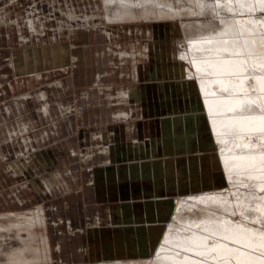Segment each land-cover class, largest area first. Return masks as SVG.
<instances>
[{
  "label": "bare ground",
  "instance_id": "obj_1",
  "mask_svg": "<svg viewBox=\"0 0 264 264\" xmlns=\"http://www.w3.org/2000/svg\"><path fill=\"white\" fill-rule=\"evenodd\" d=\"M95 1L102 10L97 0ZM104 1L108 16L107 13L102 15L110 21L123 22L138 18L151 20L154 17L167 19L212 12L220 17L222 27L217 32L200 34H192V30H189V48L173 54V57H166L158 44L150 42L128 41L126 47L122 44L101 46L97 51V58L104 62L107 59L106 64L110 65L106 75L113 81L105 83L103 78L106 75L96 72L92 80L97 87H90L82 92L83 106L76 99L72 104L60 100L56 106L48 107L46 102L50 95L46 87H39L35 99L42 104L41 109L46 117L58 115L59 118L67 119L71 116L68 114L74 112L76 116H80L86 105L99 99L106 104L102 112L106 116L102 121L108 122L88 128L87 131L79 128V148L74 140L67 139L61 144L56 143L55 147H41L35 135H20L29 127L25 121H19L12 125L13 128L6 129L2 137L10 144L4 152L0 147V156L8 162L7 171L19 183L17 190L24 193L32 190V201H39L52 193L53 189L59 191L63 182L58 165L78 155L82 163L81 170L70 165L63 167L69 180L74 182L77 176L80 178L84 175L87 177L86 187L94 195L98 193V196L120 199L130 206L110 205L104 210L105 216L95 214L93 223L84 228L70 214L73 208L67 199V218L57 214L54 223L51 222V217H48L49 222L46 223V219L41 217L43 212V215H39V211L43 210V204H40L26 212L12 210L4 213L10 219H29L14 221L10 226L24 227L37 238V228L53 223L61 232V238L53 242V250L55 255L56 251L60 255L58 263L63 264H85L82 261H65L62 257L65 235L73 238L79 232L88 235L89 245L76 247L71 243V251L78 249L90 254L92 264H193L196 259L206 260L207 264H223L222 260L215 259L217 253L213 251V245L218 243H226L230 248H240L241 252L248 254L253 264H264V247L261 246L264 245V191L261 190L264 188V162L259 159V154L264 153V143H261L264 135L240 130L241 123L257 125L259 121L239 119L264 115V91L260 90L255 79L246 78L255 75L264 77V67L255 71L252 68L253 65H264V4L257 3L256 0H232L231 3L228 0H194V8L185 12L174 7L169 0ZM9 2L12 5L18 3L16 0ZM1 4H6V1L0 0ZM75 7L74 4L70 5L68 11L66 4L59 7L63 19L58 22L55 31L48 29L51 18L47 15L44 17L46 20H43L38 12H33V19L20 20L7 18L1 14L6 7L0 8V29L8 27L10 32L6 33V37L14 36V42L21 47L14 51L13 65L9 64L16 74L10 85L17 84L19 88H23L25 84L27 86V80L45 81L67 73L71 68L75 70L79 62H83V58L71 54L72 45L67 44L68 40L58 43L61 38L68 37L70 40L71 35L76 38L79 33L91 30L103 34L107 41L120 38L121 33L118 35L114 29L110 30L108 25L101 23L103 19L100 12L95 15L87 12L82 19L87 26L82 25L77 30L70 29V19L72 24L80 20ZM93 18H99L100 26L91 25ZM192 24L188 23L189 29L194 28ZM184 27L186 28L185 25ZM118 28L117 30H123L126 34L129 32L133 35L136 32L144 37L152 33V27L147 30L139 26ZM153 31L156 36L160 33L168 38H178L181 34L180 25L176 21L165 22L160 28L154 27ZM47 37V41L53 42L41 45V38L46 40ZM174 43L177 44L178 41ZM151 50L156 62L152 61L150 64L146 57ZM128 59L133 61L132 66L125 65ZM224 60L231 61L230 67L237 71V76H227L219 71ZM119 69L120 84L115 82L119 80L116 78ZM154 80L158 83L155 90H160L166 96L165 99L161 98L164 117L150 118L146 122L148 126L142 129L143 122L135 124L133 119L155 113L154 102L147 101L152 96L150 82ZM124 81H129L130 84L125 85ZM71 84L69 78L55 82L60 94L68 90ZM223 87H228L229 91L224 92ZM5 91L6 87L2 86L0 95ZM13 101L16 105L21 99ZM237 101L241 102L242 107L237 106ZM119 102L125 103L122 104L125 106L116 105ZM4 110L5 114L11 115L14 112L13 104L10 106L6 103ZM109 120L113 122L110 123ZM146 130L151 135L133 136L135 131L143 133ZM43 134L49 136V131L45 130ZM125 134L128 135L127 138L122 137ZM245 144L248 147H244ZM248 154L257 155L255 165L249 166L246 162L235 159ZM44 169H50L51 172H47L41 179L36 173ZM217 181L238 186L232 194H211ZM17 201L22 204L25 200L18 196ZM77 204L81 207L79 201ZM130 209L134 211V215L128 218L126 214ZM26 213L31 215L27 216ZM238 213L239 218L235 217ZM7 223L5 221L4 224ZM64 226L68 227L69 233L65 232ZM1 227L4 226L1 224ZM14 231L17 232L16 229ZM224 236L238 237L248 242V246L241 247L222 240ZM27 237L24 239L28 241ZM193 237L201 246H206L205 256L196 257L192 251L182 250L181 246L189 243ZM14 248L16 249L8 254L11 256L10 260L14 261L8 263L9 260L7 262L6 259V263H43L26 257L27 250L22 247ZM94 253L97 257L93 256ZM233 255L238 256L239 253ZM184 257L188 259L185 260Z\"/></svg>",
  "mask_w": 264,
  "mask_h": 264
},
{
  "label": "rangeland",
  "instance_id": "obj_2",
  "mask_svg": "<svg viewBox=\"0 0 264 264\" xmlns=\"http://www.w3.org/2000/svg\"><path fill=\"white\" fill-rule=\"evenodd\" d=\"M5 1H6V4L0 5V8L6 7V9L1 12L2 15H4V16L6 15L7 18H18L20 20H22V18H28L31 20L34 17L33 12H38L43 20H46L44 18L45 15H47L48 17L51 18V21L48 23L49 24L48 29H50L51 31L57 30L58 22L61 19H63V17H62L63 15H62L59 7L66 4L67 11H68V7L70 5L74 4V5H76L75 8L78 11V15L80 16L78 18L80 20L78 22H75L74 24H72V19H70L71 20V26H70L71 28L70 29H76V28L80 29L84 25L87 26V24H85L82 21V19L86 16L85 14L87 12H89V14H92V15H95L96 13L100 12L101 17L103 19V21L102 22L100 21V22L103 25H108V28H110V30L114 29V31L118 35L121 33L120 38L117 39L116 41L115 40L114 41H107L106 38L104 41H102L101 39H102L103 34H101L100 32H98V34H97L93 30L88 31V32L79 33V36L76 38H75V35H73V37L71 35L70 40L68 37L67 38H61L60 40H58V43H62L64 41L66 42L68 40L72 45L71 54H76V55H79L80 57L83 58V62L82 63L79 62L78 66L76 67L74 83L72 84L73 89L81 90V91L82 90L85 91L86 89H89L90 87L96 89L97 85L93 83V80L91 79V75H90L93 72H95V71L98 72V70H100L101 72H103V74L106 75L107 65L109 66L110 64L103 65L105 62L103 60H100L97 58L98 57L97 51L100 49L101 46H108L110 44H122L123 47L124 46L126 47V46H128V44H127L128 41L129 42L134 41L136 43L137 42H139V43L150 42V44H158L160 46V48L162 49V51L166 54V57L167 56L173 57L172 56L173 54L178 53L180 51L181 52L187 51V49L189 48L188 47L189 46V42H188L189 39L188 38H189V35L191 34L190 33L191 31H189V30H192V34L197 33V32H199V34H200V33H206V32H211V31L217 32L222 27V23H220V21H219L220 17L215 16V14L212 12H206V13L202 12V13H199V15H187V14H185L182 17L167 18V19H159L157 17H154L151 20H147V19L138 18L136 20L131 19V20L121 22V21H117V20L116 21H113V20L110 21L108 19V17H106V16H108V12L106 10V7H104L106 5L104 0H97V3L101 7L102 10H100L97 7L95 0H60V1H57V0H16L18 3L13 4V5H12V2H9V0H5ZM169 1L172 2V5L174 7H176L177 9H179L181 11H185V12H188V9L191 8L192 6H194L192 4L195 2L194 0H169ZM210 1L211 2H213V1L217 2V0H213V1L210 0ZM59 2H61L63 5H61ZM133 2H136V0H133ZM28 7H30V8H28ZM35 7H38V8H35ZM41 7H46V8L50 7V8L44 10ZM134 7H136V6H134ZM192 8H194V7H192ZM106 13H107V15H106ZM102 14H104L106 16H103ZM2 15L0 17H2ZM216 15H218V14H216ZM98 21H99V18H93V22L91 23V25L93 24V25H97V26L99 25L100 26ZM173 21L178 22L180 25V28H181V34L178 38L177 37H169V38L164 37V36H161L160 33L157 36L154 35L155 34L153 31L154 27L160 28V26L163 23L173 22ZM197 21L199 22V25H197ZM188 23H193L192 25L194 28L191 27L189 29ZM109 25H112V26H109ZM184 25L186 26V28L184 27ZM119 26L120 27L125 26L126 29H128L129 26H139L140 28H144L146 30L148 28L152 27V33L148 37H144L143 34L136 33V32L133 35H131V33H129V32H128V34H126V33H124L123 30H121V31L117 30V29H119L118 28ZM89 32H92V34L93 33L96 34V35H94V34L93 35L95 37H97L96 39H97L98 44L95 43V45H92V41L94 40L95 37L92 36V34H90ZM71 38H72V40H71ZM5 39L6 38H3L2 36L0 37V81H3L5 79V77L2 75L5 72L9 74L8 79L14 78V72H12V69L8 66L9 60L7 58L10 57V55H12V52L14 49H17L18 47L20 48L19 44H14V42L9 43V41L7 39L6 40ZM15 40L18 41L17 38ZM175 41H178V43L177 44L174 43ZM41 42H42L41 45L44 44V41H41ZM73 44L75 45L74 47H73ZM22 46H24V45H22ZM29 46L35 47L37 45H29ZM146 58H148V60H150V64L152 61L156 62V58H155L154 52L152 50L150 51L149 56ZM128 60H127V63H125V65L126 66H129V65L132 66L133 61L132 60L128 61ZM148 60L146 59L145 61H148ZM91 61H93V63L95 62V64L91 63V64H88V66H87V63L91 62ZM96 61H97V63H96ZM86 66H87V68H86ZM88 68H90V69H88ZM85 69L87 70V72L85 73L87 81L85 80V77L83 78V75H82V74H84L83 71L85 72ZM119 72H120V69L118 70V76H116V78H119L118 81H115L117 83L121 82V77L119 76ZM72 73H74V68L69 69V71L67 73H62V74L58 75L57 77L61 78V79L70 78L73 76ZM116 75H117V73H116ZM57 77H55V76L50 77L51 78V79L49 78L50 81H47V82L45 81L44 84L37 85L36 87H33V88L38 89L39 87L47 86V84L49 82H53L55 80V78H57ZM105 82L108 83L109 81L105 80ZM124 84L128 85L130 83H129V81H124ZM133 84H135V83H133ZM150 84L152 85L151 90H153L152 91L153 93H152V96H150L147 101L154 102V106L156 109L155 113H151L152 115L151 114L150 115L144 114V115H141L140 118H134L133 119L135 121V124L141 123V122H143L145 124V125L141 124L142 129H144L148 126V124H146V122H148V120L150 118H162V117H164L163 116L164 115L163 109H161L162 108V102H163V100L161 98L165 99L166 96L160 90H155V85L158 84L157 81L154 80L153 82H150ZM79 96L81 98L82 94L80 93ZM4 99H0V132L2 129V124H6L4 117L10 119L9 123L7 124L9 126H12L13 123L16 124L15 122H16L17 118H20L21 120H28L29 118H32L33 119L32 121L38 120V122H39L40 117L38 115H36L38 113V111H36V113L29 111V113H27L26 108L21 107L20 112L18 113V111H17L18 107L16 109V105H14L13 100L12 99H10V100L5 99L4 100ZM81 100H82V98H81ZM6 103H8L10 106H11V103L13 104V108H14L13 111L14 112H12L10 116L8 114H5L4 107H5ZM96 104H98L101 107V111L103 112V108L106 106V104L101 102L99 99H95L91 104L86 105L85 108L89 109L90 107H94V105H96ZM122 104H125V103L119 102L116 105L121 106V107L125 106ZM80 106H83V105L81 104ZM113 106H115V104H113ZM27 108L30 109L31 107L28 106ZM95 108H96V106H95ZM109 111H111V110H109ZM83 115H84V112H82V114L80 116H76V112H74L70 116V120L67 121V119H66L64 121H60V124H59V130L61 129L59 135H61L62 132H65L66 130H69V129L71 131H73L75 128L76 136L72 137V138L69 137L68 139L74 140L77 148L80 147V143H79V139H78L79 138V135H78L79 128L80 129H88V128L97 127V125H99V123H97L96 125L95 124L87 125L84 123H80V126L78 128L77 127L78 125L76 124V120H78L79 117H82ZM38 122H37V124H39ZM107 122H105V124ZM109 122L112 123L113 120H111ZM65 124H67V126H65ZM74 124H76V127ZM39 127H40V125H39ZM137 127H140V125L137 124ZM139 134L141 136H148V135H151V132L146 130L143 133H138L137 136H140ZM133 136H135V134H133ZM137 136H135V137H137ZM64 139H66V137H63L60 139L59 138L51 139V141L49 143L53 144V147H55L56 143L61 144V142ZM47 143H48L47 141H46V143L44 142V144H47ZM46 146H48V145H46ZM88 146L89 145H87V147ZM84 147L86 148V146H84ZM47 148H51V147H47ZM4 150L5 149L3 147H1V151L4 152ZM189 152H191V151H189ZM179 156H181V155H177V157H179ZM6 162L7 161L3 160L2 157L0 156V204H1L0 205V247H3V248H1L2 250L0 249V263L1 264H8V263H10V261L11 262L14 261L13 259L10 260L11 256L9 257V255H8L9 253L12 252L13 249H16L14 247H17V248L22 247V249H24L25 251L27 250L26 252L24 251L26 254L25 255L26 257H28L30 259H34L35 261H38L40 263H42V261H43L42 264H50V263H52V264H63V263H58L57 259H60V255H58L57 251H56V255H55L54 250H53V242H55V241L57 242L61 238V234H60L61 232L59 231V228L55 227L53 223H54V220H57L56 217H58V216H64L67 218V216L69 214V211H67L68 209L66 207V205H67L66 200L67 199L69 200L70 203H72L73 210L70 211V214L73 215L75 217L76 222L79 225H82L84 228L88 227L90 224L93 223L95 214L100 213L102 216L103 215L105 216L104 210L110 205H113V206L125 205L124 207L130 206V204H128L126 201H122L120 199L108 198V197H104V195L98 196L97 195L98 193L96 191L95 192L97 194L94 195L93 192H91V189L89 187L88 188L86 187L87 177H85L84 175L81 176L80 178H79V176H77L78 179L76 177L74 179V182L72 180H69L70 178H68V176L65 174L63 167H64V165L65 166L70 165L72 167H77L81 170L82 169V163H81L80 157L78 155L75 157H72L71 159H69L65 162H61L60 163L61 165H58L57 168H59V174L61 175V179L63 182L62 184H60V186H61L60 190L57 191V190L53 189L52 193H49L46 197L40 199L39 201L38 200H36V201L30 200L34 194V192L32 190H30V189H29V191L26 190L27 194L24 193V191H22V190H17V188H16L17 185H15V183L13 182L14 181V179L12 178L13 176H11L10 173L6 169V164H7ZM84 168H86V167L84 166ZM47 172L50 173L51 170L50 169H44V171L38 170L36 174H37V176L40 175L39 178L43 179V177L46 176ZM217 182L218 183L215 184V188L211 189V191H213V192H211V194H214V193L215 194H223V195L224 194H232L235 187L238 186V185L233 186L231 184L225 185L223 182H220V181H217ZM18 196L21 199L25 200L24 203L20 204V202L17 201ZM78 201H79L81 207H79V204H77ZM40 204H43V210L39 211L40 212L39 215L41 216L44 214L41 217L43 219L44 218L46 219V221H45L46 223L49 222L48 217L49 218L51 217V222L53 221V223L50 226L48 224H46V225H41V227L37 228V231L39 232V233H37V235L39 237L36 235L37 238H34L35 235H31L30 232L24 227L21 228L18 226H10V223H12L14 221L29 220L28 217L26 219L24 217H23L24 219L21 217L22 220L21 219L19 220V217L18 218L14 217V218L10 219V218H8V216H4V213H7L9 211L13 210L16 212H26V210L31 209L37 205H40ZM49 206H51V207L48 208ZM52 207L56 208L57 211L54 210ZM41 212H43V214ZM26 214H27V216L31 215V213H26ZM28 214H30V215H28ZM57 214H58V216H57ZM133 215H134V211H132L130 209L129 213L126 214V217L130 218ZM235 217L239 218L240 214L239 213L236 214ZM3 218L7 219V220L5 219L6 223L8 221L7 224H4L5 221H3L4 220ZM1 224L4 227H1ZM43 226H44V228H42ZM256 226H258V225H256ZM12 228L16 229L17 232H15L14 229H12ZM64 229L66 230L65 232L69 233V231H68L69 229L67 226H64ZM2 230H3V232H1ZM4 231H6L7 233ZM41 231H42V234H41ZM17 233H18V235H17ZM19 233L21 235H19ZM41 235H42V237H41ZM24 237H27L28 241H30V242L28 243L27 239H24ZM67 237H68V235H65V244H63V250L65 249V251H63V253H62V257L64 258L63 260L69 261V262L70 261H76V262L82 261L81 263L92 264L93 259L90 257V254H88V253L85 254V253L79 251L78 249L71 251L73 243L76 245V247H79V246L80 247H87L89 245L88 244L89 243L88 235L85 232H81V233L79 232V234H76L73 238H70V237L67 238ZM33 239H35V240H33ZM26 241H27V244H29L28 246H30V247L27 246ZM35 241H38V242L35 243ZM23 243H24L25 247L22 246ZM31 243H33V245ZM34 244H35V246H34ZM36 244H37V247L39 249L36 247ZM31 245H32V247H31ZM47 245H48V247H47ZM10 246H11V248H10ZM42 246L44 247V249H42ZM29 248L31 251L29 250ZM45 249H47V250H45ZM35 250H36V252H35ZM49 251H50V253H49ZM38 252H39V254H38ZM36 253H37V255H36ZM34 255L36 256V258ZM37 256H38V258H37ZM93 256L97 257V254L94 253ZM6 259H7V262L9 260L8 263H6ZM49 260H51V261H49ZM47 261H49V263Z\"/></svg>",
  "mask_w": 264,
  "mask_h": 264
},
{
  "label": "crops",
  "instance_id": "obj_3",
  "mask_svg": "<svg viewBox=\"0 0 264 264\" xmlns=\"http://www.w3.org/2000/svg\"><path fill=\"white\" fill-rule=\"evenodd\" d=\"M28 8H30V7H28ZM35 8H38V7H35ZM41 8H43L45 10V9L50 8V7H47V8L46 7H41ZM1 32H2V34H1ZM7 32H10V30L8 29V27H5L3 29H0V37L2 36L3 38H6L9 41V43L10 42H14V38L15 37L14 36L12 38L6 37V33ZM89 33L92 34V32H89ZM93 34L96 35L95 33H93ZM93 34H92V36H94ZM48 39H49L48 37H47L46 40L41 38L40 41L45 40L44 43L53 42V41H47ZM101 40L102 41L105 40L104 35H103V37H102ZM40 43H42V42H40ZM95 43L98 44L96 37L92 41V45H95ZM14 44H16V43L14 42ZM67 44H69L71 46V43L67 42ZM18 49H21V47L20 48L18 47L17 49H14L12 55H10V57L7 58L9 60L8 66H9V64H10V66L13 65V59H14L13 57H14V53H15L14 51H17ZM71 50H72V46H71ZM91 63H93V61L88 62L87 63V66H88V64H91ZM96 63H97V61H96ZM105 63H107V59L105 60ZM105 63L103 65H107ZM93 64H95V62ZM87 66H86V68H87ZM108 68L109 67L107 65V68L106 69H108ZM88 69H90V68H88ZM12 72H13V69H12ZM86 72H87V70L85 69V72L83 71L84 74H82V75H83V78L85 77V80L87 81L86 74H85ZM96 72L97 71H95L92 74H90L91 75V79H93V77L95 76L94 74ZM98 72H101V71L98 70ZM74 73H72L73 76L71 78H69L70 81L72 82V84L74 83V78H75V74ZM101 73H103V72H101ZM2 75L5 77V79L3 81H0V87L1 88H2V86L3 87H6V91H5V93L3 92V94L0 95V99H4L5 98V99L16 100L17 98H20L21 99L20 103L19 104H16V109L18 107V109H17L18 113L20 112V108L21 107H25L27 113H29V111L30 112H34V113H36V111H38V113L36 115H38L40 117L39 122H38V120L32 121L33 120L32 118H29L28 120H21L20 118H17L15 123H18L19 121L20 122L21 121H25V122H27L29 124L28 129H25L20 135H27L29 133L35 135L36 138L38 139V143L41 145V147H53V144L49 143L51 141V139H55V138H59L60 139V138L66 137V139L69 140L68 139L69 137L72 138V137H75L76 136V134H75V128H74V131H71L69 129L70 131L69 130H66L65 132H62L61 135H59L60 134V130H59L60 121H64V120H66V118H59L58 115H56V116L53 115L52 117L51 116L50 117H46L44 115V113L42 112V109H41L42 108V104L35 99L36 90H38V89L37 88H33V87H36L37 85H42V84H44L45 81L46 82L47 81H50L51 78L49 80H45V81L41 80L39 82H37V81L34 82L33 80L32 81L27 80V86L25 84L24 85L25 87L19 88L17 86V84L14 85V86L13 85H10V82H12V81L15 80L16 74H14L15 76H14L13 79H8L9 74L6 73V72L3 73ZM59 79H61V78H58L57 77V78H55V80L53 82H49L47 84V86H43V88L46 87V90L48 91V93L50 95L49 101L46 102L47 103V106L48 107H54V106L57 105V103L60 100L61 101H64V102L66 100L67 102H70L72 104V102L75 103L76 98L78 99L77 102L79 104L80 103L83 104V102H82V100L80 99V96H79L80 93L82 94L83 90L82 91L81 90H75V89H73V87H72L73 85L71 84L72 86H70L68 90L66 89V91H63L60 94L59 89H57V87L55 86V82L58 81ZM103 79H104V82H105V80H108L109 81L108 83H111L113 81V80H110V78L107 75ZM27 87H29V88L27 89ZM94 92H96V91H94ZM13 102H15V101H13ZM79 104H77V105H79ZM28 106H30L31 108L30 109L27 108ZM69 106H70V104H69ZM95 106H96V108H95ZM68 111H69V109H68ZM53 112H54V109H53ZM8 115L10 116V114H8ZM68 115H72V114L69 113ZM104 115L106 116V114H103L102 113L101 107L98 104H96V105H94V107H90L89 109H85L84 115L82 117H79L78 120H76V124L78 125L77 127L79 128L80 123H84V124H87V125H93V124L96 125L97 123H99V125H101L102 123L105 124V122L102 121L104 119V117H105ZM4 118H5L6 124H2V129H1V132H0V140L2 142L0 141V147H3L7 151L8 148H9V144L10 143H8V141L4 140L3 137H2V135H3V133H5V130L6 129H11V128H13V126L7 125L9 123L10 119H8L6 117H4ZM68 120H70V116L67 118V121ZM109 121H111V120H109ZM37 122L39 124H37ZM76 124H74L75 127H76ZM12 125H15V124L13 123ZM39 125H40V127H39ZM65 126H67V124H65ZM41 129H43V130H41ZM45 130H48L49 131V136L48 135L47 136H44L43 132ZM85 130H87V129H85ZM56 131H57L58 134L56 133ZM134 134H135V136H137L138 135V132L135 131ZM44 137H46V138L44 139ZM122 137L123 138H127L128 135L125 134V135H122ZM40 139H41V141H40ZM44 141H47L48 143L47 144H44ZM63 141H65V139ZM6 143H8V144H6ZM46 145H48V146H46ZM6 163H8V162H6ZM6 167H7V164H6ZM13 182L15 183V185H17V186L19 185L18 181L14 180Z\"/></svg>",
  "mask_w": 264,
  "mask_h": 264
},
{
  "label": "snow or ice",
  "instance_id": "obj_4",
  "mask_svg": "<svg viewBox=\"0 0 264 264\" xmlns=\"http://www.w3.org/2000/svg\"><path fill=\"white\" fill-rule=\"evenodd\" d=\"M229 3L232 2V0H228ZM237 2H241V0H237ZM257 3L264 4V0H256ZM208 43H211V41H208ZM231 61L230 60H224L219 67V71L222 72L224 75L227 76H237V71L233 70L231 67ZM264 67V65H253V71L255 69ZM247 79H255L258 84L260 85V90L264 91V77L255 75L251 77H246ZM222 83V81H221ZM224 92H228V87H223L222 89ZM250 103H253L250 101ZM237 106H241V102L237 101ZM234 110V109H230ZM240 120H249V121H259L260 123L257 125H244L240 124V130L241 131H248L249 133L259 132L262 135H264V115L261 116H249V117H241ZM261 143H264V139L261 140ZM244 147H248V144H245ZM235 159L239 161L246 162L249 166H253L256 164L257 161V155L255 154H248V155H242L239 157H235ZM260 161L264 162V153L259 154ZM264 170V169H262ZM264 191V188L261 189ZM222 240L230 241L232 244L241 245V247H247L248 242L238 238V237H228L224 236L222 237ZM264 247V245H261ZM182 250L185 252L192 251L196 257H203L206 255V246H201V244L193 237L190 238L189 243H185L182 246ZM213 251L217 253V256L215 259L222 260L223 264H253L250 257L247 253L241 252L240 248H230L226 243H218L213 245ZM234 253H239L238 256H234ZM185 260L188 259V257H184ZM193 264H207L206 260L196 259Z\"/></svg>",
  "mask_w": 264,
  "mask_h": 264
}]
</instances>
